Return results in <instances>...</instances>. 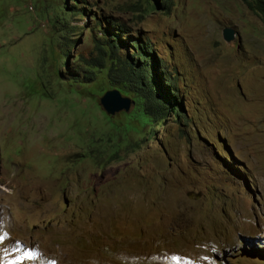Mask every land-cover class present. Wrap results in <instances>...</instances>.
I'll return each mask as SVG.
<instances>
[{"label":"rangeland","instance_id":"374dc122","mask_svg":"<svg viewBox=\"0 0 264 264\" xmlns=\"http://www.w3.org/2000/svg\"><path fill=\"white\" fill-rule=\"evenodd\" d=\"M78 1L0 0V264H31V247L64 264L62 246L76 264H264L261 16L246 0ZM109 21L118 57L148 41L188 122L104 116L87 64L94 36L117 39Z\"/></svg>","mask_w":264,"mask_h":264},{"label":"trees","instance_id":"16d2710c","mask_svg":"<svg viewBox=\"0 0 264 264\" xmlns=\"http://www.w3.org/2000/svg\"><path fill=\"white\" fill-rule=\"evenodd\" d=\"M164 4L169 8L173 1L165 0ZM246 4L264 21V0H246ZM81 7L84 9L78 0H73L72 7H64L63 12L71 9L69 12L75 14L78 12L75 9H82ZM109 24L112 25V32L117 39H106L105 41L108 42L106 46V44H101L96 36L93 37L97 53L93 61L87 64V68L90 70L86 69L87 73L89 72L88 78L92 81L99 78L98 82L95 81L94 89L104 94L108 89L117 88L123 93L125 92L126 96L132 97L135 104L134 109L138 114L134 109L133 112L126 113L128 121L131 123L132 121L138 122V117L146 118L145 126L163 121L170 115L184 119L185 116L180 115L181 107L174 94L173 88L176 89V84L172 81V75L168 74L165 69L162 70V64L154 56V50L148 41L142 43L140 39L135 40L131 44L132 55L126 53L123 58H120L117 54L122 53L123 45H128L121 38H127V36L116 33L117 23L109 21ZM92 30L93 28H91V32ZM119 31L122 32L121 29ZM110 32L106 29L103 34L111 38ZM64 54L65 52L62 55ZM102 79H105L106 82L102 83ZM104 116L111 118L105 113Z\"/></svg>","mask_w":264,"mask_h":264},{"label":"water","instance_id":"95a60500","mask_svg":"<svg viewBox=\"0 0 264 264\" xmlns=\"http://www.w3.org/2000/svg\"><path fill=\"white\" fill-rule=\"evenodd\" d=\"M235 32L231 29L224 30V38L228 42L234 40ZM100 105L102 109L110 116H114L116 113L125 111L128 112L132 105V100L123 97L121 92L117 89L107 91L100 99Z\"/></svg>","mask_w":264,"mask_h":264},{"label":"bare ground","instance_id":"6f19581e","mask_svg":"<svg viewBox=\"0 0 264 264\" xmlns=\"http://www.w3.org/2000/svg\"><path fill=\"white\" fill-rule=\"evenodd\" d=\"M30 249H32L31 251H25V256H24V261L26 262H29L31 264H35L33 263V260L31 259L30 256H28L27 254L31 255V254H34L35 252L38 253V251L40 250L39 248H34V247H31ZM60 254H61V260L63 261L64 264H76L75 260L73 257L69 256L71 253H70V250L65 246H62L60 247ZM59 250V249H58ZM72 251V250H71ZM70 253V254H69ZM36 254V253H35ZM69 254V255H68ZM171 254V253H170ZM172 256V255H171ZM34 257V256H33ZM58 257V256H57ZM200 257V256H199ZM55 258V257H54ZM50 257L49 255H47V258L45 261H40L39 264H56L55 262V259ZM74 259V260H73ZM36 260V259H35ZM83 260V259H82ZM187 260V259H186ZM191 264H200L202 261L199 260V258L197 256L193 257L192 256V259H189ZM80 261V259H79ZM38 263V262H37ZM110 263V262H109ZM86 264V263H84Z\"/></svg>","mask_w":264,"mask_h":264},{"label":"clouds","instance_id":"9594fccd","mask_svg":"<svg viewBox=\"0 0 264 264\" xmlns=\"http://www.w3.org/2000/svg\"><path fill=\"white\" fill-rule=\"evenodd\" d=\"M225 29H231V28H229V27H227V28H224V30ZM224 30H223V38H224ZM231 30H233V29H231ZM234 31V30H233ZM235 32V31H234ZM235 35H236V32H235ZM235 35H234V40H235ZM224 40H225V38H224ZM233 40V41H234ZM226 42H228L227 40H225ZM233 41H231V42H228V43H232ZM154 56H155V54H154ZM156 57V56H155ZM173 81V80H172ZM113 89H117V88H113ZM109 90H112V89H109ZM109 90H107V91H109ZM117 90H119V89H117ZM173 90H174V94L176 95V91H177V89H174L173 88ZM106 91V92H107ZM120 91V90H119ZM105 92V93H106ZM121 92V94H122V96L123 97H126V95L124 96L123 95V92L122 91H120ZM104 96V95H103ZM177 96V95H176ZM126 98H129L128 96L126 97ZM130 99V98H129ZM132 100V99H131ZM177 102H178V104H180L179 103V101H178V97H177ZM132 105H134V103H133V100H132ZM132 105H131V107H132ZM101 106V105H100ZM180 107H181V111H180V115H184L185 116V118L184 119H182L181 117H179V118H176V117H172V118H176V120H182V121H185V122H188V119H187V115L186 114H181V112L183 111V109H182V105L180 104ZM102 108V107H101ZM131 109V108H130ZM104 111V110H103ZM105 112V111H104ZM122 112H125V111H122ZM106 113V112H105ZM128 113H130V110L128 111ZM106 115L107 116H109V117H113V116H110V115H108L107 113H106ZM166 120V119H165ZM161 122V121H160ZM181 122V121H180ZM149 125H151V124H149Z\"/></svg>","mask_w":264,"mask_h":264}]
</instances>
